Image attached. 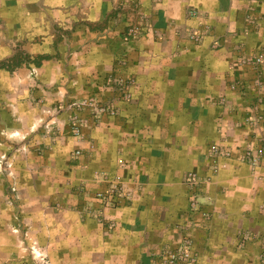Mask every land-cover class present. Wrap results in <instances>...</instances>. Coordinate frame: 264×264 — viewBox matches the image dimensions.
I'll use <instances>...</instances> for the list:
<instances>
[{
  "label": "crops",
  "instance_id": "1",
  "mask_svg": "<svg viewBox=\"0 0 264 264\" xmlns=\"http://www.w3.org/2000/svg\"><path fill=\"white\" fill-rule=\"evenodd\" d=\"M59 44L68 67L54 76L103 100L83 137L46 141L26 85L24 101L0 102L1 130L19 137L22 198L30 172L36 211L53 204L33 218L53 264H264V64L251 63L264 53V0H0V60ZM222 141L230 156L212 173L206 151Z\"/></svg>",
  "mask_w": 264,
  "mask_h": 264
},
{
  "label": "rangeland",
  "instance_id": "2",
  "mask_svg": "<svg viewBox=\"0 0 264 264\" xmlns=\"http://www.w3.org/2000/svg\"><path fill=\"white\" fill-rule=\"evenodd\" d=\"M135 25L138 27L142 26L139 22L138 24L135 23ZM129 32L131 34L130 37L138 36L136 30H130ZM42 50L37 56H33L21 47H16L13 57L10 56L6 60H0V64L4 62L8 65L10 71L14 72L10 80L5 82L3 79L0 80V102L4 98L5 101L11 100V102L17 101V103L19 99L21 102L24 101L23 88L26 85L28 88L26 100L34 103V105H40L39 107L37 106V110L32 111V116L34 114L41 116V124H43L44 129V134L41 136L49 142L51 130L58 133L59 137H62L71 131L73 124L80 126L85 114L90 113L94 116L100 114L102 111L99 109V103H103V100L102 98L100 100V95L90 94L88 91L84 92L81 87L82 84L75 82L77 81L76 79H69L71 80V85L69 86L67 85L68 78H56L54 76L58 69L65 76L68 63L65 58L61 59L62 55H67L69 52V48L65 44L44 46ZM263 54H259L263 56L262 63L254 64L256 69L260 68L261 70L264 64ZM50 58L52 59L49 60ZM35 63H37V68L39 67L37 70L33 68ZM20 68L23 71L24 69L30 71L26 72L27 74L24 76L21 75L22 71H19ZM259 74L261 73H256L255 80L253 79L254 81L250 82V85L254 84L259 87L262 80ZM102 83L101 86L103 85V88H108L107 85L109 84L106 81ZM96 85L98 86L99 84L97 83ZM126 85L127 82L123 83L122 81L121 83V81L111 78V87H126ZM2 86L5 89H1ZM2 90L5 92L4 96H1ZM124 98H129L128 90ZM88 107H90V110ZM10 113L11 117H17L18 108L12 107ZM3 114V111H0V117H3ZM1 129L0 135L6 137V141L15 144V147L7 148L2 143L0 144V148H2L0 149V264H53L49 244L47 245L43 241L44 239L38 236L35 231L36 220L33 219L36 213H45V210H49L53 204L45 201L47 203L43 202L45 207H43L42 211H36V208H40V205L36 206L37 201L32 198L35 196L37 182L33 177L34 174L30 172L27 174V187L23 190V195L24 192L26 194L22 198L20 187L24 183L19 182L17 168L18 148L20 145L17 140L19 137L17 135L9 137ZM31 129H34V127ZM32 131L30 129L27 131V137ZM41 141L44 142L43 139ZM59 141L61 140L59 139ZM223 141L220 144L210 145L206 151V156L214 147L229 150ZM71 159L76 160V158ZM206 159L209 160V158ZM24 199L27 203H23ZM38 202H41V198ZM54 206L57 209L59 208L55 203ZM40 221L38 222L39 226L41 225ZM58 264H60L59 261Z\"/></svg>",
  "mask_w": 264,
  "mask_h": 264
},
{
  "label": "built area",
  "instance_id": "3",
  "mask_svg": "<svg viewBox=\"0 0 264 264\" xmlns=\"http://www.w3.org/2000/svg\"><path fill=\"white\" fill-rule=\"evenodd\" d=\"M251 61H252L253 64H256V65L260 64L263 61V56L258 55L257 57L252 58ZM107 107L110 110V113L113 114V112H115V110L113 109V104L112 103H110ZM99 109L101 111L104 110L103 107H100ZM71 133H72V136H74L76 138H81V137L84 136V133L82 132L81 127L79 125H74V127L72 128V132ZM80 153H81V151L77 149V150H75L73 152L72 157H78L80 155ZM227 156L228 157L230 156L229 152L227 150H223V149H220V148H217V147H214L213 149H211L210 153L207 154V158H209V163H210V165H209L210 171L212 173H215L217 171L219 158L227 157ZM254 161H255V159L252 160V162H254ZM197 181H198L197 177H195L194 175H191V174L188 175L185 178V182L188 185V187H190V188L195 187L198 184ZM261 248H262L261 259L264 262V244L262 245ZM187 256L188 255L186 253H181L180 256L179 255L170 256L168 258V260L169 261H172L174 259L185 260V257H187Z\"/></svg>",
  "mask_w": 264,
  "mask_h": 264
},
{
  "label": "trees",
  "instance_id": "4",
  "mask_svg": "<svg viewBox=\"0 0 264 264\" xmlns=\"http://www.w3.org/2000/svg\"><path fill=\"white\" fill-rule=\"evenodd\" d=\"M37 65V63H35ZM0 68H7L10 70V68L8 67V65H6L4 62L0 64Z\"/></svg>",
  "mask_w": 264,
  "mask_h": 264
}]
</instances>
